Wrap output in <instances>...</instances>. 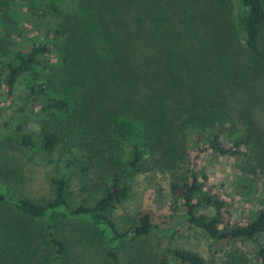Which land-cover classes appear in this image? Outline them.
Instances as JSON below:
<instances>
[{"label": "trees", "instance_id": "obj_1", "mask_svg": "<svg viewBox=\"0 0 264 264\" xmlns=\"http://www.w3.org/2000/svg\"><path fill=\"white\" fill-rule=\"evenodd\" d=\"M73 1L66 11L52 0H0V93L21 103L16 123L0 126V264H120L121 255L127 264H206L189 249L146 243L179 224L227 251L224 264H247L232 242L252 244L264 264V200L232 221L230 194L206 166L216 156L236 160L241 175L264 169L252 129L230 139L221 129L241 87L256 94L252 106L264 102V0H241L239 31L232 0ZM122 116L142 125L125 160L111 132ZM37 156L56 173L49 197L35 200L19 185L22 159ZM148 172L168 179L181 211L166 229L147 212L127 224L116 217L133 178Z\"/></svg>", "mask_w": 264, "mask_h": 264}, {"label": "rangeland", "instance_id": "obj_2", "mask_svg": "<svg viewBox=\"0 0 264 264\" xmlns=\"http://www.w3.org/2000/svg\"><path fill=\"white\" fill-rule=\"evenodd\" d=\"M57 6L66 11H70L75 2L73 0H52ZM234 4V23L235 29L240 30V22L245 14V8L241 0H232ZM32 22L37 26H43V19L32 18ZM33 30L31 25L25 28ZM242 88V89H241ZM234 92L233 101L226 104V110L230 113V120L224 127H220L225 133L226 138L230 139L241 134L246 130L254 133V140L260 139L264 142V102L262 106H252L251 101L256 94L252 89L245 86ZM264 100V87L260 91ZM0 126L4 124L12 125L17 121L16 111L21 103L17 100H5L0 93ZM250 108L251 111H248ZM248 111V112H247ZM243 112V114H242ZM244 112L250 116L251 127L248 126ZM245 119V120H244ZM33 126V123H30ZM113 137L117 136L121 142L124 156L127 159L130 152V145L133 140H138L142 133V125L133 122L127 116L119 118L116 125L112 127ZM227 139V140H228ZM251 145H248L244 151L245 154L251 153ZM264 153V146L263 151ZM14 154V151L11 152ZM249 155V154H248ZM56 158V156H53ZM46 159L37 156L31 161L23 158L21 163L22 176L24 181L19 185L22 188V195L38 200L42 197H49L48 180L54 177L56 169L54 163L46 164ZM238 162L228 157H209L206 160V166L209 171L210 182L218 186L222 185V191L230 194L231 205L229 211L232 221H242L251 211L258 207L259 201L264 200V169L258 168L255 174L241 175ZM168 179L161 176L159 172H148L142 175H136L132 180V193L125 204L116 210V217H121L120 222L127 224V217L135 212H147L153 218L154 222L161 229H166L172 224H177L176 217L181 213L180 210L173 211L175 205L171 199L168 188ZM19 189V187H17ZM17 189L14 192L17 195ZM5 217V214H3ZM152 250H161L164 246L180 247L189 249L200 254L206 261V264H224L227 251L215 253L209 248V240L198 230L187 224H179L177 231L171 237L165 234H152L146 241ZM145 249L146 244L144 245ZM239 248L247 264H258L254 258L253 245L249 243H231L230 250ZM120 264H127L122 255Z\"/></svg>", "mask_w": 264, "mask_h": 264}]
</instances>
